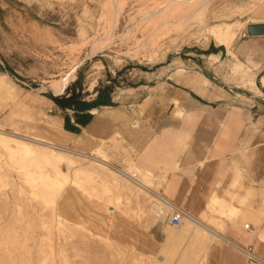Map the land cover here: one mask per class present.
Here are the masks:
<instances>
[{
    "label": "rangeland",
    "instance_id": "1",
    "mask_svg": "<svg viewBox=\"0 0 264 264\" xmlns=\"http://www.w3.org/2000/svg\"><path fill=\"white\" fill-rule=\"evenodd\" d=\"M106 1L0 0V67L10 74L11 83L21 93L34 96H64L66 87L76 85L82 99H91L95 91H99L106 101L116 93L117 103L135 95L128 89L142 86L145 88L140 90H149L151 94L156 90L164 92L163 86L170 84L191 97L224 98L216 105L225 102L237 106L246 102L243 94L255 92L245 82L246 71H235L233 64L241 62L249 74H255L257 85L264 86L261 83L264 36L246 34V24L264 23V0H211L205 24L208 27L235 25L236 37L230 50L233 54L218 46L198 20L192 18L186 26H180L179 34L160 39L152 48L145 47L133 59L126 53L132 52L135 41L142 40L147 31L140 28L134 36L126 38L124 34L138 24L142 11L159 9L172 0H117L121 13L115 27H112L113 8L106 6ZM108 32L111 37L99 43ZM69 76L73 77L72 81L64 89L47 88L52 81ZM198 78L203 80L198 88L188 85L191 80L197 83ZM147 132L146 127L145 134ZM124 136L102 141L103 155L115 170L126 171L137 156L131 140ZM32 145L39 147L34 142ZM158 180L149 178L147 188L159 193ZM24 187V180L18 177L17 170L8 166L5 157L0 155V227L17 222L25 224L28 220L33 222L34 212L44 214L40 219L50 226L52 218L46 214L50 207L41 206L40 201L33 199L24 202ZM19 189L22 192L17 193ZM112 193L119 200L115 209H110L117 220L110 228H99L106 234L93 230L85 232L63 221L64 238L57 232L51 237L56 245L65 243L69 264H134L137 260H142L139 264H145L159 254L162 237L170 227L165 223L160 228L154 225V217L149 212L156 202L153 196L148 192L132 193L127 200L120 192ZM133 211L140 214V226L136 230L121 220L122 213L127 215ZM127 226L130 234H137L130 243L132 247L121 241L128 234ZM19 234L23 235V231ZM28 234L29 253L1 248L0 264H50L42 260L49 248L39 246L45 243V237L37 232Z\"/></svg>",
    "mask_w": 264,
    "mask_h": 264
},
{
    "label": "crops",
    "instance_id": "2",
    "mask_svg": "<svg viewBox=\"0 0 264 264\" xmlns=\"http://www.w3.org/2000/svg\"><path fill=\"white\" fill-rule=\"evenodd\" d=\"M231 45L226 49L233 54ZM3 70L1 129L81 153L125 134L137 152L135 161L159 179V193L187 212V222L214 237L202 252L201 264H256L244 255L245 249L264 261V86L257 85L255 74L242 73L255 92L243 94L246 102L233 106L216 105L224 98L191 97L170 84L163 86L164 92L151 94L140 90L142 86L128 89L135 95L119 103L116 93L106 101L99 91L82 99L76 85L66 87L64 96L25 95ZM198 79L188 85L198 88L203 81ZM214 199L234 209L233 216L213 207Z\"/></svg>",
    "mask_w": 264,
    "mask_h": 264
},
{
    "label": "bare ground",
    "instance_id": "3",
    "mask_svg": "<svg viewBox=\"0 0 264 264\" xmlns=\"http://www.w3.org/2000/svg\"><path fill=\"white\" fill-rule=\"evenodd\" d=\"M210 2L211 0H172L159 9L142 11L138 24L133 26L132 30L129 29L124 34V38L134 36V32L140 28H144L147 34L140 41L134 40L132 52L128 51L126 56L131 59L136 58L145 47L152 48L160 39L179 34L180 26H186L188 20L192 18L198 20L203 30L208 32L218 46L229 48L236 37L235 25L208 27L205 24V16ZM105 5L113 8L112 27H115L121 7H118L117 0H107ZM254 24L256 23L249 25ZM110 37L111 33L108 32L105 39H100L99 43L107 41ZM234 68L238 72L247 70L242 64H236ZM72 78L69 76L54 80L47 88L62 90ZM262 81L264 82V79ZM175 104L177 105V102ZM19 135L21 134L0 128V155L5 157L8 166L17 170L18 177L24 180L26 185L24 191L17 190V193L22 192V197H25L24 202H32L33 199L40 201L41 206L50 207L46 214L51 215L52 221L49 226L40 219L44 214L37 215L34 212L33 222L28 220L25 224L17 222L15 225L11 223L0 227V249L29 253L28 233L37 232L45 237L43 239L45 243L39 246L49 248L42 259L43 262L69 264L64 249L65 243L56 245L52 243L51 237L57 232L64 238L63 221L70 222L71 225L85 232L93 230L98 234H106L99 228L103 226L110 228L117 220L110 210L113 207L115 209L119 204L113 191L120 192L127 200L132 193L138 195L148 192L153 196L156 202L152 204L149 212L154 217H151L155 220L154 225L158 228L170 219V205L179 208L160 193L147 188L149 178L154 177L150 172L142 169L137 161H132L126 171L112 169L109 160L103 155L102 142L90 149V152L81 153L73 148L44 142L36 136ZM32 142L39 147H34ZM212 206L218 207L220 213L224 215L229 213L233 216L235 212L221 200L214 199ZM139 215L134 211L127 215L122 213L121 220L136 230L140 226ZM189 218L186 214L178 229L165 230L159 254L145 264H201L202 252L214 237L199 224L193 225L187 222ZM128 226V234L126 237L123 236L121 241L126 246L132 247L130 243L137 234H130ZM19 231H23V235H20ZM140 261L137 260L134 264H139Z\"/></svg>",
    "mask_w": 264,
    "mask_h": 264
},
{
    "label": "built area",
    "instance_id": "4",
    "mask_svg": "<svg viewBox=\"0 0 264 264\" xmlns=\"http://www.w3.org/2000/svg\"><path fill=\"white\" fill-rule=\"evenodd\" d=\"M170 209H171V217L169 220L167 219L166 222L173 228H178L181 225L182 218L185 217L187 213H185L182 209L175 208L171 205H170ZM243 253L251 262H254L256 264H264V261L258 258L257 256H255L251 252V250L245 249Z\"/></svg>",
    "mask_w": 264,
    "mask_h": 264
},
{
    "label": "water",
    "instance_id": "5",
    "mask_svg": "<svg viewBox=\"0 0 264 264\" xmlns=\"http://www.w3.org/2000/svg\"><path fill=\"white\" fill-rule=\"evenodd\" d=\"M247 35L248 36H262L264 35V24H254L247 26ZM8 75H10L7 72Z\"/></svg>",
    "mask_w": 264,
    "mask_h": 264
}]
</instances>
